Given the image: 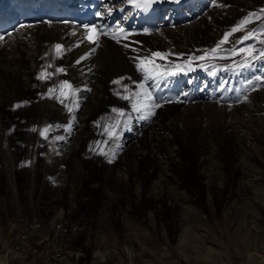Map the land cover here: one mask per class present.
Returning a JSON list of instances; mask_svg holds the SVG:
<instances>
[{
    "label": "bare ground",
    "instance_id": "6f19581e",
    "mask_svg": "<svg viewBox=\"0 0 264 264\" xmlns=\"http://www.w3.org/2000/svg\"><path fill=\"white\" fill-rule=\"evenodd\" d=\"M239 1L246 2V0H215L213 7L205 12V14L199 19L177 26L163 27L153 35L129 36L124 39L123 42L103 40L98 50L89 52L87 58H81L77 60L78 56L85 50L84 48H78L77 50H74L70 54H67L66 56L59 59V65L64 69V71L60 72L55 79H40L41 86L39 89L35 87V78L45 66V64L41 65V63L48 59V57L43 55L48 53V46L50 43H52L54 40H60L61 36L64 34L67 35V28L60 24L35 25L31 28L28 27L26 30L21 31V35L19 33H14V35L8 41L1 42L0 174L2 172H9L5 177V182H7V184L15 185L16 183L14 181V176L17 175L12 174V169L16 170L17 167L21 166L20 163L19 166L16 160H13L14 158L11 159L13 155H10L9 150L6 147L10 140L17 138L13 135H15V132L19 131L16 129L15 131H12L10 129V122L12 120V116L14 115L15 117L19 118L18 123H22V125H19V128H26L24 131V137H26L27 144L24 149V157L28 159L30 164L28 163L29 167L26 168L25 171V180L23 183L24 186L31 187L33 184L35 185L38 183V180L34 178V174L32 172H35L36 168L41 164H37L35 160L32 159L34 157L31 158L30 155L34 152H37L34 150L37 147V139L39 138L38 136H40V138L42 137L41 132L45 129L52 130V134L55 136V139L49 143L48 147H46L44 154L45 162L42 164L44 166L43 172L45 173V177H47V173L50 170L52 172V176H50L51 180L49 182L43 181V179L40 181V185L48 186V194H44L45 197H42L43 199L39 200L42 204L41 210L45 212L44 214L51 218L59 217L60 212L57 213L54 211L53 205H51V203L63 202L67 204L66 206L69 208L67 210L68 212L73 211L76 208V198H74V196L70 193L63 197L56 191V187L65 184L61 183V180L66 182V179H62V176L65 175L61 174L60 171L64 170L65 165H69L79 170L80 175H82V172H84L82 170L84 164L83 157L87 155V152H90L87 143L88 139L86 137V140L83 137V133L85 134L86 132L90 131L95 138L100 136L99 130L101 128H105L106 126L112 125L117 119V113L112 111L114 109L113 106L116 104L121 105L120 107L126 106V104H121V98L118 96V84L114 83V81H116L117 78H122V80H125L126 85L123 87L124 92L125 86H127L128 90L134 87V85L128 83V80L130 78L139 80L140 74L144 73L137 67L140 59L147 57L152 60L154 58L160 60L161 57H152V53L155 52L164 54L163 58H172L183 61H194L193 59L190 60V58L203 56L205 52H208L209 55L205 60H214L224 64L232 63L235 59H233L234 54L232 53L231 48L235 43H230V45L226 47L222 46L228 43L222 44L215 56L211 55V49L216 48L217 44L220 43V37H224V26L235 21V18L238 14L237 12L239 11ZM254 1H251L248 5L252 6ZM241 11L243 12L244 9H241ZM204 19H208L210 22H206ZM201 24L204 25L202 26ZM235 35L236 32L232 33L229 39L233 40ZM235 50L237 51V49ZM242 64L243 60L237 59L235 67L242 68ZM60 77H62L61 81L67 80L70 82V84L74 83L80 90H86V92L81 94V96L80 94L79 96L71 95L66 99L55 92L50 95L49 88H53ZM258 89L260 91L264 90V86L259 87ZM88 90L89 92L87 93ZM136 91H142L140 86L137 87ZM35 92L37 93L36 95ZM250 92L246 94L243 100L240 101L244 103L246 107L245 110H242L241 116L238 117L237 121L231 120L232 122H230V120H226V124L224 120L225 112L227 111V113L229 112V116L232 115L235 117V111H237L236 114H240L241 108L234 107L233 104H221L215 101H209L203 103H190L182 106L178 104L162 105L157 111L154 119L151 121V124L141 126L135 123V112L132 109V101L129 100L126 109L132 110L130 112L124 111L125 115L119 118V127L115 130L112 138L106 131H104V136L110 140L109 144L111 145V152L122 151L121 153H128L127 158L133 161V164L130 165L131 167H125V164L128 163V160H119L118 165L115 167L114 165L107 163V177H109L110 173H112L113 168H116L118 169L116 172V174H118L116 176L119 178L118 182H123L125 187H127L129 182L132 181L129 180L127 176V168H130L131 171H134L135 169L138 171L136 164L141 159H139V156L142 155V153H146L144 151V146L147 147L148 150H154L153 148H155L153 146L155 144L152 143L155 134H151V132H156L158 134L159 132L157 131L159 129L164 128L166 130L168 128H172L173 138L171 137L172 134L171 136L165 135L163 137V135L160 133L164 139L165 137L168 139L171 138L169 139L170 142H175L180 147L179 150L177 146L172 147L168 144H161V146H165V151H167L168 155L165 156L170 157V160L166 161L168 164L167 167L170 171L166 172L165 170L166 173L160 172V176H152V170L156 169H150V172L152 173L149 175V177L152 176L155 178L154 184L151 188L152 190L150 191L152 193H148V196L145 197L139 192L136 194L137 198H135V201L137 203L148 199L154 201L153 198H156L154 201L156 202L155 204H157L159 201H161L162 204L170 201L167 203V205L178 207L177 209L179 212L177 211L176 214L173 215L175 216L173 218L177 220V225L181 233H186L187 231L189 232L190 227L186 226L188 224L186 220L188 219V214L191 215V213L187 210V204L184 205L188 197L181 193L179 195L170 192V194L169 190L168 192L166 191V188L172 185V183L175 182L177 178V176H175L174 179L170 173H176L179 177L178 181L181 183L187 182L188 184L190 183L191 186L195 187L196 191L200 193L199 197L201 198L202 195L199 191V188L200 185H203V188L207 193V201L209 200L210 194H213L214 198L220 199L222 196V191H225V189H228V187L231 189V184L233 182L240 184V186H242V188L247 191L248 194L251 192L249 187L252 185L254 186V184L257 185V178H261L262 181H260V183L264 185V121H260L263 119L261 116L259 118L252 119L248 114V112L253 113L252 111L256 109V107L253 105V99L250 98ZM56 97H59V99ZM262 97L264 98V94H261V98ZM26 100H30V102L26 103ZM61 100L63 102H61ZM68 108H72L73 110L70 112L68 111ZM262 108L264 107H259V111H264ZM206 114H208V121L205 130L204 127H200V122L203 120V117ZM222 115L224 116L223 118L221 117ZM136 118H138V116H136ZM15 120H13V122ZM255 120H258L256 125L254 123ZM239 121L244 125L246 124L247 127H250L248 129L252 131L254 137L249 135V130L244 129V127H238L237 123H239ZM253 125H255V128ZM226 127L231 128L228 135L232 137H234V134H236V137L247 136L244 138L246 143L244 144V148L242 145L237 146L236 143L233 146L238 147V149L237 147L235 149V156L238 154L237 158L239 159L232 161L236 168H231L232 171L230 172L229 168L227 167V163H225L227 160L226 156L230 155L231 153L230 149L228 148L224 155V152H221L222 149H220L218 145V147L215 148L212 143L208 144L207 147H204L202 144L204 133H206L205 136H207L210 132V136H213V138H215V136L221 138L227 133L225 131ZM130 131L138 133L136 140L133 138V136L130 137L128 134ZM20 133L23 134V132ZM69 136L71 137L68 139ZM58 137L61 139H57ZM248 138L250 139L248 140L249 143L246 142ZM223 142L226 143V145H222L221 143V148H225V146H229L230 143H232L231 141ZM107 146H105V148ZM139 146L141 147L140 149L143 150L142 152L140 149H138ZM240 147L242 149L239 150ZM172 151H176L177 153L181 151L178 155L180 157H184L186 163H182L180 158H174L175 153L172 155ZM198 151L203 153L207 152L208 154L211 152L212 156H199V159H197L196 156L198 155ZM159 160H161V158ZM160 163L156 168H160L162 166ZM228 163H230V161ZM256 168L260 173V176L253 178L250 175V172L254 171ZM237 169L241 171V174H238L236 177L237 179L234 180L235 178L233 170L237 171ZM221 170L222 175L219 177L218 173ZM205 176L206 178H204ZM137 178H135V180ZM132 182V184H135V181ZM2 183L3 182L0 181V217L7 214L9 202H6L7 200L5 199V201L3 198L1 191ZM66 184L68 186V183ZM93 185L96 186L97 184L94 183ZM136 186L139 188L138 183ZM11 187L13 186L11 185ZM235 190L238 192L237 187ZM257 194L256 197L258 196ZM249 197L253 201L257 199L253 195H249ZM245 201H247V199ZM115 216L116 218L119 217L117 215ZM103 222L101 224H103ZM183 226L184 228L181 229ZM128 252H130V250H128ZM109 253L111 252L108 250H100L95 253V256L98 257L100 261H105L108 257H110ZM12 254L14 253L12 252ZM10 255L11 254L9 252L0 258V264H5V262L9 260ZM76 256H79V253L75 254V257ZM66 262H68V260Z\"/></svg>",
    "mask_w": 264,
    "mask_h": 264
},
{
    "label": "rangeland",
    "instance_id": "374dc122",
    "mask_svg": "<svg viewBox=\"0 0 264 264\" xmlns=\"http://www.w3.org/2000/svg\"><path fill=\"white\" fill-rule=\"evenodd\" d=\"M251 1L254 0H246V2L239 1V11L237 12L238 14L235 21L225 25L224 31H222L224 34L231 32L230 30H232L233 27L239 25L241 21L249 17L250 14H254L251 16L250 22L236 32L233 40L228 39V42L232 41L230 43H236L243 39L248 33L251 32L253 36L257 32L258 37L254 39L253 48L256 46V48L260 49V45L264 46V12L261 11L264 9V0H255V3L253 2V5L249 6L248 4ZM241 9H244V11L242 12ZM204 20L210 22L208 19ZM201 25L203 26L204 24ZM220 38L221 40L223 39V37ZM230 43L222 47L229 46ZM243 45L244 44L240 45L238 48ZM238 50L239 49H237L236 52H238ZM235 55L238 54L235 53L234 56ZM237 59L242 60L240 57ZM128 83H131L130 79ZM36 94L35 92V95ZM261 94H264V90L260 91L258 88L250 92V98L253 99V105L256 109L252 111L253 113L248 112V114L252 119L261 116L263 119L260 121H264V111H259L258 109L259 107H264V98H261ZM64 98L66 99V97ZM233 105L234 107L241 108V113L236 114L237 111H235L234 117L232 115L229 116V112L227 113L226 111L224 119L225 124L226 120H230V122H232L231 120L237 121L238 117L242 114V110L246 109L245 104L242 102L233 103ZM122 108L123 107H120L119 109ZM262 109L264 110V108ZM221 117L223 118L224 116L222 115ZM18 119V117L13 115L10 122V129L12 131H15V129L17 131L19 130V133L15 132V135H13L17 138L10 140L6 145L10 155H13L11 159L14 158L13 160L21 164V166L19 164L20 167H17L18 170L12 169L14 172H12V174L17 175L14 176L16 186L5 182V177L9 172H2L0 174V181L3 182L1 190L3 198L7 200H5L6 202H10H8L7 214L4 215L5 217H0V258L9 252L11 254L9 260L6 261L5 264H264V185L260 183V181H262L261 178H257V185L254 184V186L252 185L249 187L251 191L250 194H248L240 184L233 182V185L231 184V189L228 187V189L222 191L220 199L214 198V195L210 194L209 200L207 201V193L203 185H200L199 188L202 195L201 198L199 197L200 193L196 191L195 187L191 186L190 183L189 185L187 182L181 183L178 181L179 177L176 173H170L174 179L175 176H177V178L172 185L166 188V191L168 192L169 190V193L172 192L179 195L181 193L188 197L184 205L187 204V210L191 213V215L188 214V219L186 218L188 224H185L187 227H190V231L188 232L186 230V233H181L177 225V220L173 218L175 217L173 215L176 214L177 211L179 212L177 209L178 207L167 205L170 201L165 204H162L161 201L155 204L156 202L154 201L156 198H153L154 201L149 199L139 203L135 201V198H137L136 194L139 192L145 197L148 196V193H152L150 191L152 190L151 188L155 180V178L152 177L153 175L160 176V172L164 173L165 170L166 172L170 171L166 162L170 160V157L165 156L168 154L167 151H165V146H161V144H168L172 147L177 146L180 150L178 144L170 142L169 139L171 138H163L165 135L171 136V134L173 138V129L168 128L165 130L163 128L157 131L159 132L158 134L156 132H151V134H155L152 142L155 144L153 145L155 148H153L154 150H148V148L144 146V151L146 153H142V155H140L141 157L139 156V159H141L136 164L138 171L135 169L137 174L135 170L131 171L130 168H127L129 180L135 181V184H132V181L129 182L128 186L130 187H125L123 182H118L119 178L116 176L118 175L116 174L118 169L113 168L109 177H107L108 174L106 173L108 168L107 163L115 167L118 165L119 160H128V165L125 164V167H131L130 165L133 164V161L127 158L128 153L126 152L116 155L117 159H112L108 162L105 160L104 156L93 157L90 152H87V155L83 157L84 164L82 170L84 172H82V175H80L79 170L75 167L65 165L63 170L64 173L62 170L60 172L65 175L62 176V179H66V182L61 180L60 182L65 184L56 187V191L63 197L69 193L72 194L74 198H76V208L68 212L67 210L69 208L66 206V203H51L54 211L57 213L60 212L59 217L51 218L41 210L42 204L39 200H42L45 195L48 194V186L40 185V181L43 179V181L49 182L51 180L50 176H52L50 170L49 172L47 171V177H45V173L43 172L44 166L42 165L45 162V147L48 139L52 136V131H47L46 135L41 138L40 136H38L39 138L37 137V147L34 150L37 152L30 155L31 158L38 157L32 159L35 160L37 164L42 165L37 167L35 172H32L39 184H33L31 187L24 186V175L26 168L29 167V161L24 157V149L27 144L26 137H24L26 128H19V125H22V123H18ZM13 120L15 121L13 122ZM207 121L208 114L203 117V120L200 122V127H204L206 130ZM257 121L258 120H255V125ZM237 124L238 127H244V129L249 130V135H254L252 131L248 129L250 127H247L246 124L244 125L240 123V121ZM255 125H253L254 128ZM230 129V127H226L225 131L227 133L221 138L217 136L213 138V136H210V132L207 136H205L206 133H204V137L202 135V144L204 147L212 143L215 148L219 146V148L222 149L221 152H224V155L228 148L230 149L231 153L226 156L227 160L225 162L227 163L229 172L232 171L231 168H236L232 161L239 159L237 158L238 154L235 156L236 147L242 145L244 148V144H246L244 138L247 137H236V134L232 137L228 135ZM20 132H23V134ZM99 133L102 134L101 131H99ZM92 136L90 131L85 134L83 133V137L85 139L87 137L88 139V146L94 144ZM248 140L250 139L248 138L246 142L249 143ZM223 141H231L232 143H230L229 146H225V148H221V143L222 145H226ZM235 143L237 146L233 147ZM103 144L104 143L101 144L100 150L102 152H111V145L109 143L104 144L105 146L108 145L105 148ZM140 148L139 146L138 149ZM240 149L242 148L240 147L239 150ZM140 151L142 152L143 150L140 149ZM180 152L181 151L178 153L172 151L171 154L173 153L172 155H174L175 153L174 158H180L182 163H186L184 157L178 155ZM205 155H211V152L208 154L207 152L203 153L198 151L196 158L199 159V156L202 157ZM160 158L161 160H159ZM229 161L230 163H228ZM159 163L162 166L156 168ZM150 169L156 170H152L153 174H151L152 172H150ZM233 171L234 180H236V177L238 174H241V171L238 169L237 171ZM150 174L152 176L149 177ZM218 174L220 177L222 175V170ZM250 175L254 178L259 177L260 173L256 168L254 171L250 172ZM135 178L137 179L135 180ZM204 178H206V176ZM66 183H68V186ZM94 183L97 185L94 186ZM137 183L139 188L136 186ZM11 185L13 187H11ZM236 187L238 192L235 190ZM135 189H138L137 192ZM256 194L258 195L257 197ZM249 195H253L257 199L253 201L250 199ZM246 199L247 201H245ZM12 202L15 203L13 204ZM115 215L119 217L116 218ZM102 222L103 224H101ZM183 228L184 226L181 227V229ZM100 250H108L111 252L109 253L110 257L105 261H100V259L95 256V253ZM128 250H130V252H128ZM12 252L14 254H12ZM78 253L79 256L75 257V254ZM67 260L68 262H66Z\"/></svg>",
    "mask_w": 264,
    "mask_h": 264
},
{
    "label": "snow or ice",
    "instance_id": "6c2138e0",
    "mask_svg": "<svg viewBox=\"0 0 264 264\" xmlns=\"http://www.w3.org/2000/svg\"><path fill=\"white\" fill-rule=\"evenodd\" d=\"M129 2L131 3H136V0H129ZM153 0H144V5H148L150 3H152ZM137 6L139 7L140 4H137ZM109 11H111V9H109ZM262 12H264V9L261 10ZM254 15V14H250L249 17H246L244 20L241 21V23L239 25H237L236 27H234L231 32H228V33H225L223 39L220 41L219 44H217L216 48H213L211 49V55L215 56L216 53L218 52V50L220 49L221 45L228 42V39L229 37L232 35V33L234 32H237L239 31L241 28H243L245 25H247L249 22H250V19H251V16ZM89 32H94L96 31L95 29V26H88V25H85L84 26ZM118 32L119 33H123L124 30L122 28L118 29ZM108 33H104V35H107ZM112 38L113 39H117V35L115 33H113L112 35ZM252 38V33H248L244 39L247 40V39H250ZM0 39H3L2 36H0ZM86 39H88L89 42L91 43H96L97 42V39H98V35L97 37H93L91 35L87 36ZM62 49V46L61 45H56V50L58 52V54L60 53ZM240 51L244 52H248L249 55H252L254 52H255V49L251 46H249L248 48L246 49H241ZM232 53L235 54L236 53V50L235 49H232ZM209 53L208 52H205V54L203 56H197V57H192L190 58L191 59H196V60H205L207 57H208ZM164 54L162 53H158V52H155V53H152V57H161L163 58ZM260 56L261 57H264V51H261L260 53ZM253 59H256V57L253 55L252 56ZM189 66L190 63H189ZM206 67V65H203ZM138 69H140L141 71H143L144 73H146V76H145V79H150L152 78V76H158V75H164V73H159L157 71V69L160 67L159 65H156L154 64V61L150 58H143V59H140V62L138 63L137 65ZM175 68H176V71H172V72H168L166 73L167 75H176L177 72L179 71H182V68L180 65H175ZM58 72H63L64 69L63 68H60V69H57ZM214 74V73H213ZM52 74H49L46 72V70L42 71L39 75V79H49L51 77ZM120 81H114V83H119ZM251 83V82H249ZM59 88L61 89V95H64L66 97H70L73 93L72 92H64L63 90L64 89H72V85L70 84L69 81L67 80H63L60 82L59 85L57 86H54L53 88H49V94H53L56 89ZM140 88H141V92H136L134 94H125L122 96L123 99L125 100H131L132 101V109L134 111H141L142 109H150V108H158L160 107L159 104H151V103H148L150 101H152L153 97L151 95L150 92H148L145 88H144V85L143 83H141L140 85ZM125 92L127 93L128 92V89H127V86H125ZM119 94V93H118ZM57 99H59V97H56ZM61 102H63L61 100ZM19 106V105H18ZM73 109L72 108H68V111H72ZM113 112L117 113V119L115 121V123H113L112 125H109V126H106L105 127V131L109 134L110 137H112L115 133V130L119 127V124H120V117H123L125 115V112L123 109H116L114 108L112 110ZM154 113L152 111H148L147 112V115L145 116H142L141 119H148L149 116L153 115ZM48 129H45L44 131L41 132V135H46V132H47ZM57 139H61L60 137H58Z\"/></svg>",
    "mask_w": 264,
    "mask_h": 264
}]
</instances>
